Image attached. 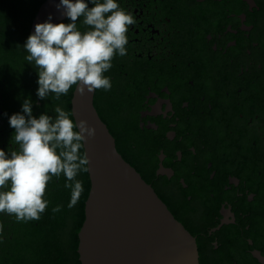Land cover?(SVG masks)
<instances>
[{
    "label": "flooded vegetation",
    "instance_id": "1",
    "mask_svg": "<svg viewBox=\"0 0 264 264\" xmlns=\"http://www.w3.org/2000/svg\"><path fill=\"white\" fill-rule=\"evenodd\" d=\"M50 0H0V149H18L9 116L31 97L33 115L73 118L77 85L36 96L23 45ZM135 23L127 54L104 73L94 107L116 148L194 239L198 264H264V0H118ZM92 5H89L91 7ZM77 21L85 32L88 26ZM67 19L59 23H68ZM80 155L85 157L83 143ZM69 208L52 177L39 220L0 213V264H82L79 233L91 188ZM61 206L59 212L52 209Z\"/></svg>",
    "mask_w": 264,
    "mask_h": 264
},
{
    "label": "clouds",
    "instance_id": "2",
    "mask_svg": "<svg viewBox=\"0 0 264 264\" xmlns=\"http://www.w3.org/2000/svg\"><path fill=\"white\" fill-rule=\"evenodd\" d=\"M55 7L69 22L53 23L49 15L34 26L23 45L26 61L35 65L37 98L43 101L53 94L59 100L73 85L82 92L109 91L111 80L104 73L112 68L114 55L127 54L126 33L134 17L118 0H59ZM81 17L89 29L85 32L77 28ZM33 107L28 97L20 112L3 114L14 129L11 141L18 149H0V213L14 215L17 222L40 219L49 205L43 197L53 176L66 180L64 187L71 192L68 207L77 204L83 191L77 176L89 162L80 155L81 145L96 132L86 121L74 123L61 106L53 109L54 118L45 112L34 116ZM60 210L59 205L52 209Z\"/></svg>",
    "mask_w": 264,
    "mask_h": 264
},
{
    "label": "water",
    "instance_id": "3",
    "mask_svg": "<svg viewBox=\"0 0 264 264\" xmlns=\"http://www.w3.org/2000/svg\"><path fill=\"white\" fill-rule=\"evenodd\" d=\"M57 3L50 0L34 26L49 15L53 23L66 19L56 10ZM94 92H82L77 85L73 98L75 123L83 120L96 130L83 143L91 188L79 233L81 263L198 264L194 239L117 151L94 107Z\"/></svg>",
    "mask_w": 264,
    "mask_h": 264
}]
</instances>
